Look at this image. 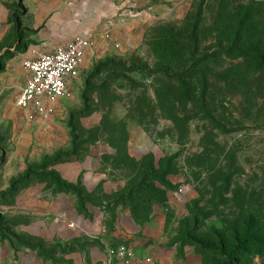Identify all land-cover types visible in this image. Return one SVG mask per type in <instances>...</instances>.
Segmentation results:
<instances>
[{
  "label": "rangeland",
  "instance_id": "374dc122",
  "mask_svg": "<svg viewBox=\"0 0 264 264\" xmlns=\"http://www.w3.org/2000/svg\"><path fill=\"white\" fill-rule=\"evenodd\" d=\"M152 8L130 44L97 40L71 96L42 116L71 133L62 160L93 156L112 184L92 194L78 187L116 216L107 235L33 237L0 205L7 264H78L79 254L82 264H102L92 251L119 244L162 264H264V0H153ZM141 129L163 158L128 156L129 133ZM7 134L0 127L1 159ZM56 153L29 162L15 188L38 178L50 185L53 166L41 165ZM124 210L136 211L138 234H118Z\"/></svg>",
  "mask_w": 264,
  "mask_h": 264
},
{
  "label": "crops",
  "instance_id": "0c3cea01",
  "mask_svg": "<svg viewBox=\"0 0 264 264\" xmlns=\"http://www.w3.org/2000/svg\"><path fill=\"white\" fill-rule=\"evenodd\" d=\"M152 7L153 0H0V127L8 128L2 140L6 150L3 159L0 158V192L10 189L14 178L23 176L29 162L63 151L72 143L68 127L54 120L47 123L41 114L30 118L32 107L17 105L28 78L24 60L50 52L76 35H87L93 39L94 48L87 52L83 71L97 40L121 36L124 44H130L135 38L131 33L141 23L149 22L156 12ZM7 50L9 55L5 54ZM58 102L60 99L47 101L46 106ZM127 151L136 161L149 156L153 162L163 158L158 155L156 142L142 129L129 133ZM95 161V157L87 156L83 160L57 163L53 170L63 182L81 186L90 194L100 188L111 192L112 184L95 168ZM55 187L47 181L35 180L9 192L8 202L0 201V205L6 212L22 218L15 223L18 230L33 237L65 236L71 230L76 237L107 235L109 220L116 216L112 213L107 216L108 211L87 201L84 207L91 217H86L79 210L80 201L74 192L58 191ZM113 224L118 234L132 236L141 231L140 223L129 210L121 211ZM12 254V247L0 233V264H7ZM91 256L103 261L105 251H92ZM74 259L83 263L80 254Z\"/></svg>",
  "mask_w": 264,
  "mask_h": 264
},
{
  "label": "built area",
  "instance_id": "2783aa9c",
  "mask_svg": "<svg viewBox=\"0 0 264 264\" xmlns=\"http://www.w3.org/2000/svg\"><path fill=\"white\" fill-rule=\"evenodd\" d=\"M94 48V41L87 35H76L67 43L54 50L42 53L35 58L25 59L24 68L28 78L17 105L30 109L34 118L36 114L47 115L49 112L43 100L54 102L71 96L74 83L82 73L87 52ZM70 227H74L71 224ZM102 264H162L154 255L139 257L127 244L108 246Z\"/></svg>",
  "mask_w": 264,
  "mask_h": 264
},
{
  "label": "trees",
  "instance_id": "16d2710c",
  "mask_svg": "<svg viewBox=\"0 0 264 264\" xmlns=\"http://www.w3.org/2000/svg\"><path fill=\"white\" fill-rule=\"evenodd\" d=\"M126 150H127V145H126ZM68 154L69 153L58 152L53 157H47V158H45L41 166H43V168H48L50 166H54L57 163L75 161V160H70V159H67V160H62L61 159L63 156H66V155L68 156ZM127 154H128V151H127ZM128 156H129V154H128ZM153 165L155 167V164L154 163H153ZM148 173L149 172H147V173H145L144 175L141 176V179L139 181V187H141L144 184V182L146 181V177L148 176ZM30 174H31L30 169H28L27 172H26V174L23 177H27ZM52 174L55 175V179H53L54 181H52L50 185H55L56 187H58V189H57L58 191L74 192L78 196L79 201H80V208H79L80 212L84 213L86 215V217L87 216L88 217H91L90 213L84 207L85 202L91 201V200H89L86 197H84L82 195V192L78 189V187H75V186H72V185H68L66 182H63L62 179L60 178L59 174L55 170H52ZM37 180H44V181H47L48 182V180H46L45 178H38ZM16 184H18V181H16V180L15 181H12V183H11V189H10L9 192L15 191ZM27 184H30V183H27ZM132 215L135 218V220L138 222L137 216H136L137 215L136 211H134L132 213ZM113 217L114 216L112 215L111 218H113ZM108 225H110V224L108 223ZM244 242L245 241L242 242L240 240H237L238 245H241V246L243 245ZM246 242L252 243V242H255V240L254 239H249ZM238 249H239L238 247H235L230 254L236 253ZM221 251H222V253L225 254V251H224L223 248H221ZM230 254H227L226 256H228Z\"/></svg>",
  "mask_w": 264,
  "mask_h": 264
}]
</instances>
